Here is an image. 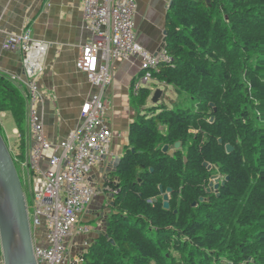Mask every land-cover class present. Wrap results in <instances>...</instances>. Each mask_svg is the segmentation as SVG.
Here are the masks:
<instances>
[{
  "label": "trees",
  "instance_id": "trees-1",
  "mask_svg": "<svg viewBox=\"0 0 264 264\" xmlns=\"http://www.w3.org/2000/svg\"><path fill=\"white\" fill-rule=\"evenodd\" d=\"M166 33L172 60L153 75L172 86L177 99L169 106L163 94L146 108L152 89L135 94L143 73L134 80V103L143 110L106 184L117 191L107 236L91 242L79 261L264 264V0H172ZM3 113L18 131L16 152L10 151L19 173L26 161L27 103L0 74V132L9 147ZM217 174L225 185L209 193ZM161 185L172 189L169 210Z\"/></svg>",
  "mask_w": 264,
  "mask_h": 264
},
{
  "label": "built area",
  "instance_id": "built-area-1",
  "mask_svg": "<svg viewBox=\"0 0 264 264\" xmlns=\"http://www.w3.org/2000/svg\"><path fill=\"white\" fill-rule=\"evenodd\" d=\"M137 7V0H83V19L91 39L82 47L76 68L97 92L82 105L76 128L59 141L51 140L46 132L48 97L39 85L45 73L47 45L34 39L28 29L9 34L3 43L4 50L23 55L24 76H12L11 80L23 92L28 106L30 144L21 173L32 188L31 200L26 198L38 264L72 263L68 241L90 232V227L80 222L98 195L88 177L103 157L111 154L113 138L105 115L110 105L106 90L113 81V65L141 58L143 74L133 84L138 94L154 79L160 64L172 60L165 49L154 55L137 42ZM106 190L117 193L113 188ZM88 246L86 242V249Z\"/></svg>",
  "mask_w": 264,
  "mask_h": 264
},
{
  "label": "crops",
  "instance_id": "crops-1",
  "mask_svg": "<svg viewBox=\"0 0 264 264\" xmlns=\"http://www.w3.org/2000/svg\"><path fill=\"white\" fill-rule=\"evenodd\" d=\"M137 2V42L144 50L156 55L165 49L167 17L172 0ZM82 5L83 0H0L1 75L13 84L12 76H24L23 55L3 49V43L9 34H21L28 29L34 39L47 45L45 73L39 79V85L48 97L44 122L48 137L53 141L65 139L70 131L76 128L82 105L97 92L87 76L76 68L82 47L91 39V33L84 23ZM141 66L142 60L138 56L113 65V81L106 90L110 105L105 115L113 138L111 154L104 164L106 166L98 165L88 177L98 195L81 216L80 224L89 226L90 232L78 234L68 241L72 262L76 261L75 259L80 260L86 250V242L90 245L102 232H106V222L112 206V200L108 198L109 192L106 190L111 173L106 175V170L115 158L124 155L129 145L130 126L139 114H142L143 109L140 110L135 105L131 90L134 80L141 75ZM161 85L147 86L152 89V95L146 108L153 106L152 96L157 89L164 90L163 94L169 89L165 83L161 82ZM10 118L7 113L1 114L2 123ZM27 129L26 158L30 144L28 106ZM13 132H18L15 123ZM42 238L44 237L40 236L39 241L44 243Z\"/></svg>",
  "mask_w": 264,
  "mask_h": 264
},
{
  "label": "water",
  "instance_id": "water-1",
  "mask_svg": "<svg viewBox=\"0 0 264 264\" xmlns=\"http://www.w3.org/2000/svg\"><path fill=\"white\" fill-rule=\"evenodd\" d=\"M166 42V39H165ZM164 90L157 89L152 96L154 105L160 103V99ZM220 142L222 140H219ZM181 143L175 144V149H180ZM227 152L232 153L234 148L231 145L226 146ZM169 150V146L164 147V152ZM108 156L103 157L99 165L107 163ZM121 158L117 157L106 170V175L115 173L120 164ZM106 166V165H104ZM208 170H212V165L204 163ZM111 167V168H110ZM228 180V178L226 179ZM207 192H218L221 186L225 185V180L219 175L212 176ZM160 191L163 195V207L169 210L170 194L172 189L168 188L166 192L161 185ZM215 192V191H214ZM108 198L112 200L114 205L115 194L109 193ZM157 200L154 199V202ZM204 201V198L201 199ZM101 235L107 236L106 232ZM0 244L4 264H38L34 253V236L30 222L28 204L23 185L15 166L10 148L6 144L0 132ZM83 255V254H82ZM78 264H81L79 261Z\"/></svg>",
  "mask_w": 264,
  "mask_h": 264
},
{
  "label": "rangeland",
  "instance_id": "rangeland-1",
  "mask_svg": "<svg viewBox=\"0 0 264 264\" xmlns=\"http://www.w3.org/2000/svg\"><path fill=\"white\" fill-rule=\"evenodd\" d=\"M149 84H150V86L153 85L152 87H155V85L157 87L162 86L161 82L158 79H156V78L151 80ZM168 88L169 89L165 91L166 97H165L164 101L166 102L167 105L172 106L171 105V101L177 99V92L174 90V88L172 86H169ZM183 106L189 107L191 109L193 107V104L191 103V101L185 100V101H183ZM2 121H3V119H2ZM2 124H3V127H4V131H5V133H6L7 137H8L10 150L16 152L15 148H16L17 143H18V135L15 132H13L14 123H13L12 119L10 118V120L5 119ZM19 174H20V179H21V182H22V185H23V188H24V192L27 195V198L31 200V197H30L29 193H30V189H32V188H30L31 186L29 187V186H27V184H25L24 178H23L22 173H21V169L19 171ZM213 191L217 192L214 189V186H213ZM30 209H31V206H30ZM71 259H72V255H71ZM75 260L76 261H74V263L78 264L79 261L77 259H75ZM0 264H4L2 258H0Z\"/></svg>",
  "mask_w": 264,
  "mask_h": 264
}]
</instances>
